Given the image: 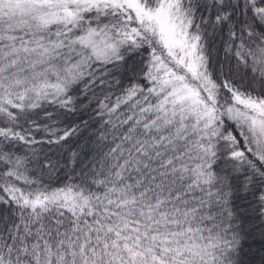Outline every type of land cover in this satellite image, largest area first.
<instances>
[{
    "label": "snow or ice",
    "instance_id": "obj_1",
    "mask_svg": "<svg viewBox=\"0 0 264 264\" xmlns=\"http://www.w3.org/2000/svg\"><path fill=\"white\" fill-rule=\"evenodd\" d=\"M0 264H264V0H0Z\"/></svg>",
    "mask_w": 264,
    "mask_h": 264
}]
</instances>
